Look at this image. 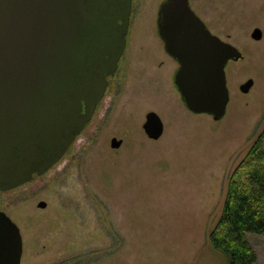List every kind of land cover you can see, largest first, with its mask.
<instances>
[{"label":"rangeland","instance_id":"1","mask_svg":"<svg viewBox=\"0 0 264 264\" xmlns=\"http://www.w3.org/2000/svg\"><path fill=\"white\" fill-rule=\"evenodd\" d=\"M161 2L132 0L118 70L62 160L0 193V211L21 232L20 264L225 263L208 234L232 170L264 127V0H190L206 28L242 55L225 66L229 102L219 121L190 113L173 85L175 62L156 35ZM255 28L259 41L250 38ZM149 112L163 123L157 141L142 130ZM247 239L264 264V237Z\"/></svg>","mask_w":264,"mask_h":264},{"label":"water","instance_id":"2","mask_svg":"<svg viewBox=\"0 0 264 264\" xmlns=\"http://www.w3.org/2000/svg\"><path fill=\"white\" fill-rule=\"evenodd\" d=\"M131 8L132 0H0V192L45 174L90 122L124 52ZM157 10L183 105L219 121L229 102L224 69L241 53L213 35L188 0H164ZM261 37L258 28L250 34ZM252 85L248 79L239 91ZM142 130L157 141L164 127L149 112ZM121 145L112 138L109 147ZM22 248L17 226L2 215L0 264H20Z\"/></svg>","mask_w":264,"mask_h":264},{"label":"trees","instance_id":"3","mask_svg":"<svg viewBox=\"0 0 264 264\" xmlns=\"http://www.w3.org/2000/svg\"><path fill=\"white\" fill-rule=\"evenodd\" d=\"M247 234L264 237V127L229 176L221 213L208 241L223 256L224 264H255L256 253Z\"/></svg>","mask_w":264,"mask_h":264},{"label":"flooded vegetation","instance_id":"4","mask_svg":"<svg viewBox=\"0 0 264 264\" xmlns=\"http://www.w3.org/2000/svg\"><path fill=\"white\" fill-rule=\"evenodd\" d=\"M164 0H162V2H163ZM161 2V3H162ZM160 3V4H161ZM188 3H189V7L191 8V10L193 11V9H192V7H191V4H190V0H188ZM158 11V10H157ZM194 12V11H193ZM131 13H132V8H131ZM195 13V12H194ZM132 15V14H131ZM156 19H157V12H156ZM202 21V20H201ZM155 22H156V20H155ZM130 23H131V18H130ZM155 26H156V23H155ZM128 34V33H127ZM156 35H157V31H156ZM158 37V36H157ZM159 41H160V39H159ZM163 44V43H162ZM125 48H126V45H125ZM163 51H164V47H163ZM124 52H125V49H124ZM124 52H123V54H122V56L120 57V59H119V61H118V63H117V69H116V71H115V73H114V75L111 77V80L109 81V84H108V86L106 87V90H105V94H104V97H103V99L100 101V103L99 104H101L103 101H104V98H105V95H106V93H107V91H108V88L110 87V83L112 82V79L114 78V76H115V74H116V72H117V70H118V66H119V63H120V61H121V59H122V57H123V55H124ZM164 54L169 58V59H172V58H170L166 53H165V51H164ZM173 60V59H172ZM174 61V60H173ZM175 62V61H174ZM162 64V63H161ZM175 65H176V67H175V69H174V71H173V77H174V74H175V72L177 71V69H178V65H177V63L175 62ZM98 104V105H99ZM98 105H97V107H98ZM97 107H96V109H97ZM96 111V110H95ZM95 113V112H94ZM94 115V114H93ZM87 126V125H86ZM71 147V146H70ZM69 150V149H68ZM62 160V159H61ZM60 162V161H59ZM58 162V163H59ZM58 163H56V164H58ZM55 164V165H56ZM54 165V166H55ZM53 166V167H54ZM52 167V168H53ZM35 177V176H34ZM33 177V178H34ZM32 181V180H31ZM30 181V182H31ZM29 182V183H30ZM29 183H26V184H24V185H21V186H19V187H17V188H15V189H13V190H10V191H14V190H16V189H19V188H22V187H24L25 185H27V184H29ZM10 191H7V192H0V193H8V192H10ZM41 209V208H40ZM42 209H44V208H42ZM2 215H5L4 214V211H0V217L2 216ZM7 217V216H6ZM8 218H9V216H8ZM10 219V218H9ZM11 220V219H10ZM15 225H16V223L13 221V220H11ZM17 226V225H16ZM17 228H18V226H17ZM18 230H19V232H20V229L18 228ZM20 235H21V232H20ZM21 239H22V237H21Z\"/></svg>","mask_w":264,"mask_h":264}]
</instances>
